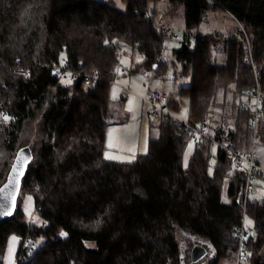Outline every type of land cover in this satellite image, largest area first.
Segmentation results:
<instances>
[{"label":"trees","instance_id":"trees-1","mask_svg":"<svg viewBox=\"0 0 264 264\" xmlns=\"http://www.w3.org/2000/svg\"><path fill=\"white\" fill-rule=\"evenodd\" d=\"M123 1L124 9L102 0H0V185L18 148L29 144L33 150L17 208L0 221V264L12 232L22 237L19 264L235 263L246 212L255 232L243 255L249 264H264V198L245 202L244 171L233 168L219 144L211 173L214 141L207 137L183 163L191 121L207 120L211 136L225 128L236 147L250 144L252 111L242 107L241 97L257 88L254 64H264V0H165L172 15L176 5L184 6L188 28L212 6L227 10L242 28L227 36L183 30L173 62L190 74V83L181 86L190 98L189 120L161 113L158 138L132 161L107 158L105 151L118 47L126 43L144 54L132 71L157 64L161 74L168 64L161 58L167 36H177V28L155 22L150 0ZM61 66L97 71L100 78L93 87L83 80L63 85ZM259 74L257 148L264 151V67ZM162 93V112L178 108ZM24 192L34 194L44 225L27 221ZM196 244L208 249L199 262L191 260Z\"/></svg>","mask_w":264,"mask_h":264},{"label":"rangeland","instance_id":"rangeland-1","mask_svg":"<svg viewBox=\"0 0 264 264\" xmlns=\"http://www.w3.org/2000/svg\"><path fill=\"white\" fill-rule=\"evenodd\" d=\"M110 2L118 8L124 9L126 3L123 0H102ZM165 0H150L148 2V10L155 22L169 24L176 27L177 36H167V44L162 51V60L167 62L164 73L156 72L157 64L152 68L141 66L133 70L137 64L145 58L144 54L136 47L126 43H121L118 47L120 56L118 57L116 67V77L112 80L109 90L110 101L108 105L107 121L110 126L109 132L106 134V156L107 158H116L122 161H132L139 153L148 151V143L150 138H158L160 131L158 127L161 113L170 114L174 119L181 122H187L190 117V98L187 92L181 91V86L190 83V74H182V64L173 62V50L180 47V38L183 30L190 32H198L204 34L220 33L224 36L232 33H239L241 26L239 22L225 9L219 7H209L203 13L201 22L197 25L187 27L183 16L184 6L176 5L173 9L174 15L167 9ZM165 10V11H164ZM194 41V38L192 39ZM64 63V62H62ZM63 68L59 82L63 85L72 86L74 77L68 68ZM176 71V73H175ZM85 85V84H84ZM162 91L169 94L178 102V108L166 106L164 112L161 107L166 103H161L156 110V114L151 113L155 109L148 98L154 91ZM246 96H242L244 99ZM239 96L237 97V99ZM33 132V131H30ZM252 137H250L251 143ZM196 143L192 136L189 137L183 156V163L188 165L191 154L195 149ZM219 143H212V156L210 158L209 171L213 172V166L216 162L215 155L218 150ZM259 151V160L264 167V151ZM114 156V157H113ZM257 185L253 186V190L249 193L251 200H261L264 198V182L261 179L256 181ZM21 207L25 212L26 219L29 223L42 226L45 221L43 217L36 211L34 194L24 192L20 195ZM244 226L246 228L245 239L249 235L254 234V219L249 213H245ZM61 235L65 236L66 232L61 231ZM21 235L16 232L10 233L5 247L3 264H19L18 252L21 244ZM33 241L29 238L26 246L30 249ZM25 247V246H24ZM264 255V248L262 249ZM240 264H249L247 261V253L242 257ZM233 264H238L237 261Z\"/></svg>","mask_w":264,"mask_h":264},{"label":"built area","instance_id":"built-area-1","mask_svg":"<svg viewBox=\"0 0 264 264\" xmlns=\"http://www.w3.org/2000/svg\"><path fill=\"white\" fill-rule=\"evenodd\" d=\"M117 57L120 53L117 52ZM254 71L256 73L257 88L254 92L242 99V107L244 109H249L252 111V115L249 120V128L251 130V143L246 148L236 147L230 139L225 137L228 135L227 130L223 127H216L212 132L213 136L209 134L208 121H191L186 123V127L192 132V138L195 143H198L205 137L211 138L214 142H218L223 148L226 149L227 153L232 157V165L236 170L244 171L246 175V184L244 187V199L245 202L250 199L249 193L253 190V186L257 185L256 181L261 179L264 182V167L261 165L259 160V151L257 148V143L261 140L262 134L258 129V118L260 115V105L263 98L262 91L260 90L261 79H260V69L264 67V64L256 65L254 64ZM70 73L74 77V83L83 80L84 84L88 86H95L96 82L99 80L100 75L96 72H81L73 71L69 69ZM17 73L28 75L29 70L25 68L16 69ZM166 98V95L161 91H154L151 97L148 98L150 104L155 108L152 112L155 113L156 109L160 107V100ZM251 200V199H250ZM245 216V215H244ZM244 222V217H243ZM242 222L241 227L237 232L238 239V249H237V263L242 262V256L244 251L247 249V242L245 239L246 228ZM26 243V242H25Z\"/></svg>","mask_w":264,"mask_h":264},{"label":"water","instance_id":"water-1","mask_svg":"<svg viewBox=\"0 0 264 264\" xmlns=\"http://www.w3.org/2000/svg\"><path fill=\"white\" fill-rule=\"evenodd\" d=\"M60 71L61 70L56 67L54 69V75L59 76ZM32 158L33 150L29 144L18 148L7 177L0 185V221L15 212L23 177ZM239 202L242 203V194L239 197ZM207 254L208 249L206 246L203 244H196L191 249V260L193 262H199Z\"/></svg>","mask_w":264,"mask_h":264},{"label":"crops","instance_id":"crops-1","mask_svg":"<svg viewBox=\"0 0 264 264\" xmlns=\"http://www.w3.org/2000/svg\"><path fill=\"white\" fill-rule=\"evenodd\" d=\"M111 127H112V125L110 126V128H109V130L111 129ZM109 130H108V132H109ZM107 132V133H108ZM107 151V150H106ZM114 157V156H113ZM113 159H116L115 157L113 158ZM117 160H119V159H117ZM227 264H233V262H228Z\"/></svg>","mask_w":264,"mask_h":264},{"label":"snow or ice","instance_id":"snow-or-ice-1","mask_svg":"<svg viewBox=\"0 0 264 264\" xmlns=\"http://www.w3.org/2000/svg\"><path fill=\"white\" fill-rule=\"evenodd\" d=\"M3 119L7 120V119H9V117H7V116H4V117H3ZM109 158H111V157H109Z\"/></svg>","mask_w":264,"mask_h":264}]
</instances>
